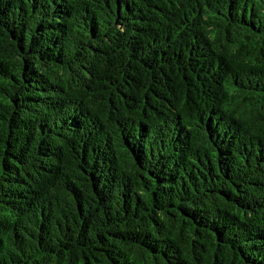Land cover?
<instances>
[{"label":"trees","instance_id":"16d2710c","mask_svg":"<svg viewBox=\"0 0 264 264\" xmlns=\"http://www.w3.org/2000/svg\"><path fill=\"white\" fill-rule=\"evenodd\" d=\"M0 264H264V0H0Z\"/></svg>","mask_w":264,"mask_h":264}]
</instances>
